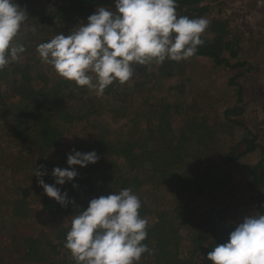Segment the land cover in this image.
<instances>
[{
	"label": "trees",
	"instance_id": "obj_1",
	"mask_svg": "<svg viewBox=\"0 0 264 264\" xmlns=\"http://www.w3.org/2000/svg\"><path fill=\"white\" fill-rule=\"evenodd\" d=\"M217 1L219 0H177L178 16L204 17L209 21L208 28L201 36L204 44L198 46L196 55L183 60V63L187 65L190 61L194 65L204 61L212 73L217 68L225 69L229 75L230 87L237 78L234 69L244 64L235 60L241 50L240 43L251 39L252 32L250 27H244L235 19V14L226 17L211 15ZM16 2L20 7L23 6L22 0ZM60 4V8L55 10L43 5L38 13V22H33L31 18L27 20L23 27L29 29L25 35L19 36L26 52L18 61L0 70V170L3 169L6 174L11 169L17 185H20V181L16 172L22 168L21 173H29L33 182L26 187V194L33 193L36 199L40 196L47 214L50 215L55 210L62 227L53 239L54 244L49 245V241L44 243L40 238L42 234L18 233L16 239L10 241V245L5 248L8 250L14 245L17 252H23L20 258L27 261H45L44 264H49L44 257L50 258L48 253L53 252L66 256L64 262L76 264L70 250L64 247L73 216L78 211L85 210L92 199L129 188L140 198V215L148 221V236L143 243L148 245L150 254H143L138 264H212L207 259L208 253L216 244L227 240L230 232L243 221L248 211L245 209L242 213L231 214L228 219L219 217L213 222L214 215L225 209L229 210V205L223 209L218 207L217 211L200 202L199 197L215 195L212 188L220 186V183L222 186L228 183L227 189H230L232 178L226 173L221 174L220 162L236 161L247 155L252 159L244 165L249 177L239 178L247 188L244 200L255 203L253 213H264V104L260 109L250 111L254 113V118H262V121L260 119L254 123V128L245 122L244 117H247L248 111L241 85L235 92H226L223 99L204 91L202 97L205 98L207 108H203L206 114L201 116L200 106L196 107L200 110L199 116H190L188 109L185 110V104L174 100L170 95L167 100H161L162 104L167 103L157 111L156 97L140 96L141 92L150 88L151 82L156 83V71H153L152 63L134 65L131 80L123 85L118 81L114 82L106 88L103 96H97L86 86L79 87L75 82L60 76L50 78L53 67L42 62L38 53L32 50V44L38 46L40 40H50L59 33L70 34L81 23L86 24L88 17L100 6L114 9V0H61ZM76 16L74 25L71 19ZM33 26L36 27V32L31 31ZM27 52L32 55L26 57ZM165 65L171 71L163 74V77L181 74L175 61L166 59ZM183 85L182 81H178L166 86V89L177 95L176 91H184ZM225 99L230 103L218 116L216 108ZM179 109L185 110V114L181 112V118L173 121L170 115L173 111L180 112ZM123 111L130 112V115ZM119 118L123 119V124L117 123ZM75 122L91 129L96 139L79 135L82 132L74 128ZM73 123L75 124L72 125ZM222 125L225 130L228 126L227 130L232 133L235 141L228 151L220 154L219 159L210 158L214 153L203 148L201 141L210 138L218 130L219 133L223 132ZM168 132L174 138L165 143ZM110 135L117 138L112 143ZM20 143H25L27 148L18 150ZM74 149L84 153L95 151L99 160L87 167L76 166L78 176L63 186L57 185L62 192L68 193L69 203L64 206L48 197L38 181L42 178L45 183L54 184L53 169L68 168L67 157ZM24 155L32 156L33 160L25 163L22 160ZM120 158L131 161L127 162L132 165L134 172L129 177L121 174L125 181L120 185L121 188H117V183L124 178L115 175V169H123L120 168ZM206 159L214 160L213 164L218 165L219 169L204 165ZM190 160L195 167L190 166ZM139 167H145L149 171V175L142 180L137 175ZM36 168L46 174L37 177L34 174ZM156 176L160 179L156 182L158 187L155 191L153 185ZM0 201L5 208L7 200ZM166 203L173 205L167 207L169 204ZM33 211L40 210L31 209L27 203H20L14 212L9 213L8 216L12 218L9 220L20 217L24 219ZM0 227L10 234L9 238L13 236L11 229L15 224L7 227L1 223ZM9 255V252L0 254V264H15ZM50 264L62 263L58 261Z\"/></svg>",
	"mask_w": 264,
	"mask_h": 264
},
{
	"label": "clouds",
	"instance_id": "obj_2",
	"mask_svg": "<svg viewBox=\"0 0 264 264\" xmlns=\"http://www.w3.org/2000/svg\"><path fill=\"white\" fill-rule=\"evenodd\" d=\"M176 9L177 0H114V9L98 7L86 24L40 43L36 51L60 77L103 96L114 82H129L134 65L163 64L166 59L180 62L196 55L209 21L178 16ZM28 19L16 0H0V70L26 52L19 36ZM98 160L95 151L74 149L67 157L68 168L53 169L54 184L42 178L38 182L48 197L66 206L68 193L57 185L73 181L78 176L76 166ZM34 174L46 173L36 168ZM141 207L140 198L129 188L92 199L73 216L64 247L76 264H138L143 254H150L143 243L148 221L140 215ZM207 259L212 264H264V213L244 216Z\"/></svg>",
	"mask_w": 264,
	"mask_h": 264
},
{
	"label": "rangeland",
	"instance_id": "obj_3",
	"mask_svg": "<svg viewBox=\"0 0 264 264\" xmlns=\"http://www.w3.org/2000/svg\"><path fill=\"white\" fill-rule=\"evenodd\" d=\"M60 3L61 0H25V2H23L22 0L21 4L23 6L21 8L27 11L29 18H31L33 22H38V13L42 10L43 5H45L44 7H47L48 9L55 10L57 8H60ZM210 13L211 15H224V17L235 14V19H237L239 23L244 25V27H250L251 29L252 38L247 39L243 43H240L241 50H239V53L235 58L236 61L244 63L234 69V73L237 75L235 82H232L230 87H228L230 81H228L229 75L226 73L225 69L217 68L214 70V73H212L210 67L205 64L204 61H201L198 64L194 65L193 63H190V61L187 65L183 63V61H175L178 64L179 69H181V74L165 77H163V74L169 73L171 71L170 68H167L168 66L165 65V62L163 64H156L155 62H152V65H154L153 71H156V83L154 81L151 82L150 88H148V90H146L144 93L141 92L140 96L151 95L149 97H156V110L159 111L161 105H166L167 103L166 101L163 102L164 104H162L161 100H167V96L170 95L174 100L181 103L183 102L185 104V110L188 109V114L190 116H193L194 114H197L199 116L200 110H197L196 107L200 106L202 110V112L200 113L201 116V114L205 113L204 110L207 108V105L204 101L205 98L203 99L202 97L204 91L205 93H209V95L217 96L218 98L223 99L222 97H225L226 92H235V90L239 89V86L241 85L243 88L242 94L244 97V101L245 103H247L246 110L248 111V115L246 114L247 117H244L245 122L250 127H253L254 123L259 122L260 119L262 121V118H254V113L250 111L253 109L258 110L260 109L261 105L264 104V0H219ZM75 20H77V16L71 19V23L74 24ZM28 29L29 28L22 27L20 35H25ZM47 41H49V39L44 38L42 41H39V44ZM31 48L32 50L36 51L37 46L32 44ZM35 51L33 53H35ZM29 55H32V53L27 52L26 57H28ZM249 63L252 64L248 65ZM50 75V78L59 77V75L53 69L50 70ZM163 80H165L164 84ZM178 81H182L184 83V85L182 86L184 91H176L178 93L177 95L173 94L172 92H168L166 88L171 86L174 82ZM185 102L191 103L190 105H187ZM228 103L230 102L226 99L219 102L218 107L216 108L218 110L216 111V114L218 113V116L222 114L221 111H224ZM196 104L197 106H195ZM185 110L179 109L180 112L173 111L170 115V118H172L173 121H178L179 117L181 118L182 116L181 112L185 114ZM210 112L211 111H208V113ZM123 113H125L126 115H130V112L127 111H123ZM112 119L114 120L115 118L112 116ZM122 122L123 119L121 120V118L117 120V123L119 124H121ZM75 123H73L72 125H74ZM74 128H77L82 132V134L80 133L79 135H85L86 138H91L92 140L96 139L95 134L92 133L91 129L85 126L83 127L80 123H76L74 125ZM227 128L228 126H226L225 130L224 125H222L221 131L223 132L219 133L220 130H218L219 132H214L213 136H211L210 138L207 137L204 138V141H201L203 142V148H206L208 152L214 153L212 154V156L210 155V158L215 157L219 159L220 154L228 151L232 143H234L235 139H232V133L228 132L229 130H227ZM166 134L167 142L165 143H168V141L174 138V135L171 132H168ZM110 137L112 139L110 140L111 143L117 139H114L113 135H110ZM141 142H143V140ZM17 148L18 150H20V148H27V146L25 145V143H20ZM14 153L16 154V152ZM101 153L102 155H105L104 152ZM23 157L24 159L22 160H24L25 163H28L29 160L31 161V159L33 160L32 156L24 155ZM125 159L126 158L119 159V162L122 163L120 164V168H123L122 171L119 168L115 169V175L119 177H124V175L125 177H127L130 173L134 172V170L132 169V165L128 164V162L131 163V161ZM250 159L251 158L247 155L236 161L220 162L219 165L222 167L220 169L221 174L226 173L229 175L230 179L232 178L230 189H227V182V184H225L224 186H222L220 183V186L212 188L215 191V195L210 194L208 197H199L201 203H204L205 206H208L209 208H211L212 206L217 211H219V208L223 209L225 208V206L229 205V210L225 209L222 213L214 215L213 222L217 221L219 217H222V219H228L231 214H239L240 212L242 213L245 209L248 210L246 213L247 215L253 214V207L255 203H252L250 200H244V196L247 193V188L245 187L246 185H244V182L240 181L241 177L243 179H247L249 177L248 172L246 171L247 167H244V165H246L250 161ZM213 162L214 160L210 161V159H206L203 164L210 165V168L213 169H217V167L219 169V166L214 165ZM124 165H126L127 167ZM191 165L195 167L194 164H191L190 160V166ZM145 167L138 168V170L140 171L137 172V175L138 177H140V180L149 175V171H147ZM10 170L11 169H9L6 174L4 173L3 169L0 170V200H7V203H5V208L2 206V201H0V225L1 223H3L7 227H11V224L13 223L15 224V227L11 229V231L14 233L11 238H9L10 234H8L6 231H2V227H0V254L9 252V257L14 259L13 262L15 264H44L45 261L42 263L40 261H27L26 259L20 258L23 255V252H17L14 245H11V248L8 250L7 248H5L6 246L10 245L8 244L10 241L13 242L16 239V234L18 233L27 235H29V233H32V235L36 234L38 236L42 234L40 238L44 243H47L49 241V245L54 244L53 239L55 238V236H57L56 233L62 227V225H60V218L56 216L55 210L53 211V213H50V215L47 214V208L43 206L40 196L36 199L33 193L31 195L26 194V187H29L30 182H33L32 176L28 175L29 173H21L22 168H20L19 171L16 172L18 173V181H20V185H17L14 182V175ZM125 177L122 178L115 187L121 188L120 185H123ZM213 177L216 178L215 175H213ZM159 179L160 178L157 176L154 178L155 183L153 185V190L155 191L158 187V184L156 182ZM82 187L84 188L83 185ZM20 203H22V205H25L27 203L31 209L40 211H33L24 219L23 217H20L10 221L9 219L12 218L8 216L9 213L14 212L17 208V205ZM171 205L173 204H169L167 207H170ZM153 213H156V211H153ZM45 217L46 219H43ZM48 256L50 258L44 257V259H46L49 264L58 261H60L62 264H71L70 262H64L63 259H66V256L63 257L62 254L59 255V253L56 254L52 252L48 253Z\"/></svg>",
	"mask_w": 264,
	"mask_h": 264
}]
</instances>
